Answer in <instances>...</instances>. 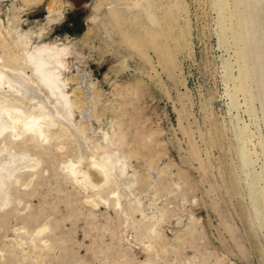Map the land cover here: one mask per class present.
<instances>
[{"label":"rangeland","instance_id":"374dc122","mask_svg":"<svg viewBox=\"0 0 264 264\" xmlns=\"http://www.w3.org/2000/svg\"><path fill=\"white\" fill-rule=\"evenodd\" d=\"M87 1L0 0L2 65L58 51L59 109L116 163L85 190L62 168L78 136L0 141L1 166L41 161L0 197V264H264V0Z\"/></svg>","mask_w":264,"mask_h":264},{"label":"bare ground","instance_id":"6f19581e","mask_svg":"<svg viewBox=\"0 0 264 264\" xmlns=\"http://www.w3.org/2000/svg\"><path fill=\"white\" fill-rule=\"evenodd\" d=\"M68 1L75 4V0ZM82 1L84 5L88 4L87 0ZM37 51L40 54L29 55L34 77L22 69L3 66L0 58V100L3 101H0V141L1 144L7 139L20 141L27 135L37 143L54 141L59 149H64L61 141L68 137V134L78 136L79 139L78 132L67 117L73 115L75 103L65 89L67 83L63 79L62 71L65 64L58 51L42 48H37ZM84 73L86 80L90 79V73ZM45 91L51 97L46 95ZM32 104L34 107H31ZM40 163L41 161L32 155L18 157L16 153L10 154L4 165H0V197L3 200L8 199V184L11 181L20 183L21 176L33 177L34 174L30 173L36 172ZM62 168L80 187L87 190L88 187H109L116 163L97 160L87 145L79 139V157L63 163ZM119 170L123 175L128 172L124 164ZM31 181L32 178L29 182ZM87 201L94 206L98 205L94 199ZM48 227L46 225L38 228L35 234L42 235ZM15 245L23 250L22 241L16 242ZM34 248H37L35 244Z\"/></svg>","mask_w":264,"mask_h":264},{"label":"trees","instance_id":"16d2710c","mask_svg":"<svg viewBox=\"0 0 264 264\" xmlns=\"http://www.w3.org/2000/svg\"><path fill=\"white\" fill-rule=\"evenodd\" d=\"M75 29H76V31L79 32V33L83 32V30H84V29H83V25H82L80 22H78V21H76V22L74 23V27H69V28H68V31H69V32H74Z\"/></svg>","mask_w":264,"mask_h":264},{"label":"water","instance_id":"95a60500","mask_svg":"<svg viewBox=\"0 0 264 264\" xmlns=\"http://www.w3.org/2000/svg\"><path fill=\"white\" fill-rule=\"evenodd\" d=\"M74 3H75L76 6L84 5V1H82V0H78V1L75 0Z\"/></svg>","mask_w":264,"mask_h":264}]
</instances>
